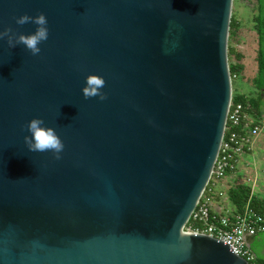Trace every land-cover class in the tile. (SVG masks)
I'll list each match as a JSON object with an SVG mask.
<instances>
[{
  "label": "water",
  "instance_id": "obj_1",
  "mask_svg": "<svg viewBox=\"0 0 264 264\" xmlns=\"http://www.w3.org/2000/svg\"><path fill=\"white\" fill-rule=\"evenodd\" d=\"M232 2L0 0V30L49 29L37 56L0 41V264H248L183 230L232 97ZM89 74L106 100L84 98ZM33 118L61 159L28 150Z\"/></svg>",
  "mask_w": 264,
  "mask_h": 264
},
{
  "label": "built area",
  "instance_id": "obj_2",
  "mask_svg": "<svg viewBox=\"0 0 264 264\" xmlns=\"http://www.w3.org/2000/svg\"><path fill=\"white\" fill-rule=\"evenodd\" d=\"M230 78L231 81L236 79L235 76H230ZM263 127L264 118L258 122L255 121L246 108L241 103L233 102L231 97L222 140L210 180L183 229L186 233L208 236L230 245L233 254L241 257L248 264L257 263L247 239L264 233V216L248 206L242 213H235L233 209H229L223 214L212 212L210 207L214 196L226 201L227 195L221 191L217 192L215 183L227 174L235 172L239 159L252 151L254 140ZM257 178L260 177L255 172L245 180L251 191L257 183ZM190 222L198 227L188 228L187 225Z\"/></svg>",
  "mask_w": 264,
  "mask_h": 264
},
{
  "label": "trees",
  "instance_id": "obj_3",
  "mask_svg": "<svg viewBox=\"0 0 264 264\" xmlns=\"http://www.w3.org/2000/svg\"><path fill=\"white\" fill-rule=\"evenodd\" d=\"M254 1L256 2V10L252 21L256 33V75L250 82L254 86L255 92L250 97L232 96V101L241 103L254 120L258 122L264 116V0ZM239 25L238 21L230 19L229 37H237ZM227 54L230 76H235L236 80L243 79L245 67L242 62V55L233 49H229V47ZM226 202L230 203L235 213H242L245 207L248 206L264 216V198L253 194L246 182L240 180L234 182L227 193ZM193 226L198 227V225H193L191 222L187 225L188 228ZM256 263L262 264L257 261Z\"/></svg>",
  "mask_w": 264,
  "mask_h": 264
},
{
  "label": "clouds",
  "instance_id": "obj_4",
  "mask_svg": "<svg viewBox=\"0 0 264 264\" xmlns=\"http://www.w3.org/2000/svg\"><path fill=\"white\" fill-rule=\"evenodd\" d=\"M17 25L26 23L35 24L36 30L32 34H23L15 32L11 27L0 30V41L7 39L10 48L23 45L33 56L41 53L40 44L47 41L49 29L48 20L44 13L33 17L28 14L16 17ZM105 79L96 74H89L85 79V86L82 89L85 99L99 97L101 101L108 98L107 94L102 91L105 87ZM45 121L41 118H33L26 125L25 129L30 135L24 137V142L30 152H52L55 159H61V153L64 150V143L53 127L43 126Z\"/></svg>",
  "mask_w": 264,
  "mask_h": 264
},
{
  "label": "rangeland",
  "instance_id": "obj_5",
  "mask_svg": "<svg viewBox=\"0 0 264 264\" xmlns=\"http://www.w3.org/2000/svg\"><path fill=\"white\" fill-rule=\"evenodd\" d=\"M255 10L256 2L254 0H233L232 2L231 18L238 21L240 25L237 37H228L227 48L229 47V49H233L235 52H239L242 55V62L245 67L243 79H239L238 82L236 79L231 81L233 97L235 95L233 89L235 90L237 85L243 87H241V90L246 94L245 96L254 94L255 92V88L250 82L256 75V33L253 29L252 21ZM260 143L261 145L259 147H254V149L256 154L260 152L262 153L261 157L264 158V139H261ZM262 176H264V174L259 173V177L262 178ZM257 180L259 179L257 178L256 182ZM257 243L258 246H262L264 244V237L259 238ZM256 261L260 263V259Z\"/></svg>",
  "mask_w": 264,
  "mask_h": 264
},
{
  "label": "crops",
  "instance_id": "obj_6",
  "mask_svg": "<svg viewBox=\"0 0 264 264\" xmlns=\"http://www.w3.org/2000/svg\"><path fill=\"white\" fill-rule=\"evenodd\" d=\"M238 80L239 79H237L236 81L238 82ZM241 87L242 86L237 85V87H235V90L233 89V93L236 96H243V97L252 96V94L245 96L246 94L243 93V91L241 90ZM262 118H264V116ZM261 139L262 140L264 139V127L261 133L255 138L252 151L250 153L244 154L239 159L235 172L231 174L230 173L227 174L222 180L215 183L217 192L221 191L227 195L229 189L233 186L234 182L238 180L245 182L246 178L249 176H252L255 172L264 174V158L261 157L262 153L257 152L256 154L255 149H254V147H257V146L259 147L261 145L260 143ZM252 193L259 197L264 198V178L263 177L259 178ZM210 208L212 212L216 214H223L226 212V210L232 209V206L230 205V203L226 202L225 200L223 201L220 198H218V196H214ZM247 240L249 241L250 238H248ZM259 247L260 249H262L260 253L256 250L254 244L251 248L256 253L257 258L260 259V263L264 264V244Z\"/></svg>",
  "mask_w": 264,
  "mask_h": 264
},
{
  "label": "flooded vegetation",
  "instance_id": "obj_7",
  "mask_svg": "<svg viewBox=\"0 0 264 264\" xmlns=\"http://www.w3.org/2000/svg\"><path fill=\"white\" fill-rule=\"evenodd\" d=\"M262 237H264V234L263 235H257V236H255L254 238H252L253 239V242H254V246H255V248H256V250L260 253V251L262 250V249H260V247L257 245V241H258V239L259 238H262ZM256 254V253H255ZM256 256V260L258 259L257 258V255H255Z\"/></svg>",
  "mask_w": 264,
  "mask_h": 264
}]
</instances>
